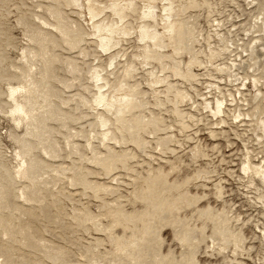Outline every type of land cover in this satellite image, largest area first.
I'll return each mask as SVG.
<instances>
[{
  "label": "rangeland",
  "instance_id": "1",
  "mask_svg": "<svg viewBox=\"0 0 264 264\" xmlns=\"http://www.w3.org/2000/svg\"><path fill=\"white\" fill-rule=\"evenodd\" d=\"M134 1L144 11L148 1ZM174 1L178 7L175 19L191 24L192 38L186 37L180 44L168 40L166 47H156L164 55L161 61L142 57L146 40L138 37L142 17L138 15V20L136 14L119 24H127L129 33L109 51H102L93 42L96 36L90 33V27H84L85 57L78 54L77 48L69 52L63 43L58 46L61 49H54L62 60L77 56L83 62L80 82L72 79L66 63H58L55 68L59 78L73 84L65 89L60 83L56 85L64 91L59 95L67 100L62 108L77 120L65 126L56 121L49 123L62 149L59 157L49 158L31 138L35 154L46 164L39 171L42 182L37 184V198L25 200L19 193L29 181L17 178L19 182L10 186L5 172L16 170L17 140L25 132L6 113L5 90L9 81L14 86L20 82L17 74L24 70L20 63L22 51L32 45L27 32L37 22L34 13L45 15L43 5L48 1L0 0V57L4 56L3 62L0 58V182L12 191L9 210L0 209V248L12 253L13 264H264V180L252 171L245 175L241 170L247 156L252 165L264 162V0H193L192 6L190 0ZM166 2L153 0L150 4H156L158 12ZM63 8L69 19L86 26L82 18L84 12L88 18L86 9ZM44 17L53 22L49 16ZM146 20L155 25L154 20ZM160 23L158 20L155 27L164 31ZM193 53L200 59L199 64L190 59L188 54ZM233 59L238 64L234 69ZM37 65L35 62L32 70ZM95 65L107 72L110 82L103 90L109 96L116 89L124 90L117 88L119 82L139 90L137 96L144 105L127 113V119L160 118L159 129H153L151 123L140 129L143 146L135 143L134 134L124 133L125 140L120 138L114 109H93L95 88L90 73ZM173 65L181 68L180 76L173 74ZM126 70L131 73L126 74ZM189 71L193 77L185 74ZM216 84L220 95L214 93ZM85 85L93 90L85 89ZM79 93L89 103L81 105ZM218 95L225 99L226 107L212 117L205 103L210 100L214 106ZM231 97L235 101L231 102ZM98 111L109 118L107 127L117 142L100 139L95 127L89 125L98 120ZM237 112L241 115L235 117ZM105 128L97 126L100 132ZM68 139L79 145L81 156L71 151ZM106 143L128 154L126 161L116 162L110 171L90 158L92 147L99 156L105 155ZM80 171L98 185V191L73 184ZM159 173L161 178L147 189V179ZM154 199L160 200L161 208H154ZM3 225L10 226V236L2 232ZM57 252L66 257L64 263L50 258Z\"/></svg>",
  "mask_w": 264,
  "mask_h": 264
},
{
  "label": "bare ground",
  "instance_id": "2",
  "mask_svg": "<svg viewBox=\"0 0 264 264\" xmlns=\"http://www.w3.org/2000/svg\"><path fill=\"white\" fill-rule=\"evenodd\" d=\"M45 1H48V2H46L45 5H43L44 11H45L43 14L52 18L53 22H49V20L46 17H44L45 15H41V14H39V12L34 13L35 16L37 17V18H35V19H37V22H35V23L33 22L34 26H31L33 28H31V29L29 28L30 31L27 32L29 34L28 39L32 42V45L31 46L27 45L25 47V49L22 51L23 55L21 57L23 58V61H20V63L23 64L24 70H21L20 73L17 74L20 76V80H19L20 82L18 83V85L14 86L9 81L7 83V86H6L7 88L5 90L6 94H7L6 95L7 96L6 106L8 109V110H6V113L8 114L9 118L14 122V124L17 127L23 126L24 131H25L24 136L17 140L19 143V150L16 152V156L19 157L20 163L18 162L15 171L11 172L12 170L9 171L5 168L6 169L5 172H6L7 177H9L8 180L10 181V183H9L10 186L11 185L14 186L16 183L19 182L17 180V178H22V179L26 178L29 181V185L28 184L27 185L30 189L26 186L25 187L28 188L29 190L22 187V190H20V193H19L21 195L18 194L19 196L23 197L22 199H25V200L32 199L34 196H36V198H37L36 193H38L39 188H40L37 184L42 182L40 180V177H39V175H40L39 171L46 164L45 160L42 159V157L37 156L38 154L37 155L35 154L34 151H35L36 147H35V144L31 138H35L34 140H36L35 142H37V144L39 145L40 150H42L43 153L47 154V156L49 158L59 157L60 153L62 152L61 151L62 149H60V147L57 143V140L52 135V127L50 126L49 123L56 121L57 123L59 122L61 124V126H65L68 123V121H71V123H72L73 120L74 121L77 120L74 115L66 113L64 111V109L62 108V105H65L67 100L65 98H63L62 95L61 96L59 95V93L62 94V92H64V91L56 85L57 83H60L61 86L64 87V89H65V88H72L73 84L70 83L69 80L67 82V80L65 78L64 79H62V77L59 78V76H57V74H56L57 72L55 73V68H56L58 63H61V62L66 63L67 70L73 75V78L72 77L71 78L74 80L77 79V81H79L81 79V73H82L81 64L83 62L81 63L82 60L77 59L78 58L77 56H70V57L68 56V57H65L64 60H62L61 55L58 54L60 52L57 53V51H54V49L56 47L57 48H58V46L61 47V43H63V44H65V46H67L68 50L77 48L78 54H81L83 57H85L88 54V51L82 45V42H85L84 37L86 35L84 32V27H88V28L90 27L91 28L90 33L96 36V40L95 41L93 40V42H96L95 44L99 45V47L102 51H104V52L109 51L112 48H115L116 45H118L119 42H121L123 36L125 37V35L126 36L128 35L129 27L127 26V24L123 25V26H122V24L121 25H119V24L128 15L130 16L133 14L137 15L134 18H138V15H141V17H142L141 25L139 26L138 37L141 40H146L144 45H143V47H145V52H144L145 55L142 56V57H145V59L150 58V59H155L157 61H161L164 55L162 53H160L156 49V47L158 49L163 48L166 45L168 40H173V41H175L176 44L177 43L180 44V43H183L185 41L184 39L186 37L188 38V37L192 36L191 35L192 29L190 26L191 24L190 23L181 24L179 22V20L175 19L178 15V13H177L178 11L176 9L178 7L176 6L174 0H167L166 3H162L160 8H158V12H156L157 10H155V8L157 9V7L155 6L156 4H150V1H153V0H147L148 2L144 6L146 10L143 8L144 11L139 10V7H137L138 4L134 0H108L106 2H102L101 0H87L85 3H83L81 0H45ZM6 2H7V0H6ZM190 2L192 3L191 4V6H192L193 0H190ZM34 3H36V2H34ZM31 4H33V3H31ZM42 4H44V3H42ZM189 5H190V3H189ZM64 6H77V7H81V8L83 7L84 10L86 9V11H87L86 14L88 15V18L85 17V12L82 15L83 20L86 22V26L82 25L77 19H75V20H73V18L69 19L67 14L64 11V8H63ZM184 9H186L185 6L183 7L182 10H184ZM100 15H102V16L100 17ZM146 19L154 20L153 22L155 23V25L157 24V21L159 20V22H161L160 23L161 27L163 28L164 31H158L156 29L155 25H151L153 23L150 24L149 20H146ZM138 20H139V18H138ZM23 21L21 19V23ZM46 25L51 26V28L49 29V28L45 27ZM192 26H193V24H192ZM29 29H27V30H29ZM132 29H134V28H132ZM26 36H27V34H26ZM149 41L151 42L153 48L152 47L150 48ZM58 49H61V48H58ZM178 49H179V47H178ZM188 49H189V47H188ZM255 49H257V48H255ZM253 51H254V47L252 46L250 49V52L252 53ZM69 52H70V50H69ZM0 53H1V51H0ZM3 55H5V54H3ZM188 55H190V59L193 60L192 62H194L195 65L199 64L200 59L198 60V57L196 54L193 53V54H188ZM5 57H6V55H5ZM0 58H2L1 61L3 62L4 56L1 55ZM111 58H113V57H111ZM190 59H189V61H191ZM187 61H188V59H187ZM234 61H235V59H233L231 61L232 62L231 67L233 69H234V67H238V64L234 63ZM238 61H239V59H238ZM35 62H38V65L35 69L32 70L33 66L35 65ZM160 66H161V64H160ZM173 66H174L173 74H175V75L179 74V69H181V68L178 69L179 65L178 66L173 65ZM2 69L5 70L4 68H2ZM100 69L97 68V66L95 65L92 69V72L90 73V78H91V81L93 82L94 88H95L93 91V103H94V106H92L93 109L97 110V106H100V107L103 106L104 108H106L107 111H110V109L111 110L114 109L113 110L114 112L113 111L112 112L115 115L114 121H116L119 125L118 127H120V130H119L120 134H121L120 138L122 140H125L124 133H127L128 135L134 134V135H136L135 143L137 145L143 146V143L145 141L143 140V138L142 139L140 138L141 136L139 137L140 129L149 123H151V125H153L152 128L154 129V127L158 126L160 118L153 116L152 118H149L145 121L142 118V116H136L133 119V122L130 119H127L125 116L127 113L131 112L132 110H134L136 108H138V109L142 108L144 105L143 101L140 100L137 96V92L139 90L137 91L135 89V87L130 88L131 86L127 85V83L119 82V87H117V88H122L124 90L122 92H120L119 91L120 89H116L115 93H113L112 96H109V94H106L107 91L103 90V87L108 85L110 81H109L108 77L105 76L107 74L106 70L104 68H101V67H100ZM90 71H91V69H90ZM102 71H104L105 74L102 73ZM185 72H186V70H185ZM36 73L38 74V76L37 75L35 76ZM125 73L128 74L131 72L126 70ZM180 74H179V76H180ZM185 74L187 76L193 77V72H191V71H189ZM234 74H236V73H234ZM173 77H175V76H173ZM236 77H238V76H236ZM237 79L238 78H236V80ZM155 81L153 80V82H155ZM157 81H159V80H157ZM85 86H87V87H85V89H87V90L92 87V86L89 87V85H85ZM91 89H89L90 92H91ZM214 89H215L214 93L216 92L220 95L221 92H220L219 86H217V84L214 87ZM208 91L210 93V90H208ZM238 91L239 90H237V92ZM117 94H119V95H117ZM206 94H208V92ZM237 94H239V92ZM81 95L82 94H80V98H79L80 104L84 105L85 103H89V101L87 102V99L85 98V96H81ZM173 95H175V94H173ZM219 95L216 97V99L214 97V100H215L214 106L211 104L210 100L205 103V108H208L207 110L210 112V115L212 117L220 115L224 111V107H226L225 106V99ZM91 96H92V94H91ZM231 98H230L231 99L230 101L232 102L234 100V97H231ZM180 99H182V98H180ZM160 103L162 104V101ZM227 104H230V102ZM68 109H69V107H68ZM96 114L98 116V120L95 121L96 120L95 119L94 121L89 123V125L91 124L95 127L94 128V129H96L95 134L99 135L100 139L102 137V140H103V138H106L107 140L113 139L115 142H117L116 135L113 132L109 131V129L107 127V124L109 122V118L103 112L98 111ZM239 114L240 113L237 112V115H235V117H237ZM98 125L101 127H106V128L100 132L99 130H97ZM157 129H159V128L157 127ZM66 143H67V145L71 144L70 147H71L72 152L79 154V145L78 144H76L74 141H70L69 139L67 140ZM106 146H107V152L103 156H99L96 153V150L94 149V147H92L91 148L92 155L90 158H91V161L93 163L99 164V165L103 166L105 170L110 171V169H112L114 164L116 165V162H121V164H122L124 161H126L125 158H128V156H127L128 154L125 151L117 152L116 150H114L112 148L113 146H111V144H109V143H106ZM37 150H39V149H37ZM43 153H42V155H43ZM79 156H81V155L79 154ZM249 158L250 157L247 156V159L245 160L244 165L242 164L243 166H242L241 170L243 171V173L245 175H247L249 172L252 171V172L256 173L257 175H259L264 180V162H263V165H261V166L260 165L259 166L258 165L257 166L252 165L251 164L252 161L250 162ZM115 167H113V168H115ZM3 173H4V171H3ZM82 173L83 172L80 171L78 176L74 177V179L72 180L73 184H78V185L80 184L85 189H90V191L93 190V192L98 191L99 190L98 185L91 182V180L87 179L88 177H85L86 175H83ZM86 174H87V172H86ZM161 176H162V173H159L158 176L154 177L155 179L154 178H152V179L148 178L147 179V185H146L147 189L151 187L150 185H152V184L155 185V183H157L156 182L157 179L161 178ZM12 189H14V188H12ZM152 190H153V188H152ZM10 192H12V191H10L9 188L5 187L0 182V209L1 208H7L8 209L10 207V204H11V202H10L11 198L9 197L11 195ZM83 192H84V190H83ZM147 192H148V190H147ZM16 195H17V193H16ZM16 195L14 197L17 198ZM39 197H40V194H39ZM156 201H158V202H155V199H154L153 202H155V203H152V205L154 204L153 205L154 208H161V204H160L161 202L159 203L160 200H156ZM15 204H16V202H15ZM19 204H20V202H19ZM22 206H24V205H22ZM35 206L38 207V205H35ZM85 218H87V217H84V219ZM0 220H2V219H0ZM3 220L5 222H7L5 219H3ZM20 224L18 223V225H20ZM91 224H93V223H91ZM11 226H13V224ZM80 226H82V225H80ZM20 228H22V227H20ZM16 229H18V227ZM2 230H3L2 232H4V234L10 236V233H11L10 232V226H9V228L4 226ZM29 230H30V228H29ZM13 231H15V230H13ZM18 233H16V234H18ZM21 234H22V232H21ZM32 234H34V233H32ZM18 235L21 236L20 234H18ZM11 240L15 241L17 239L16 238L14 239L11 237ZM23 244H25V243H23ZM35 244H36V242H35ZM1 245H3V244H1ZM1 245H0V247H1ZM42 248H43V246H42ZM10 249H11V247H10ZM39 249H40V245H39ZM0 252H1L0 256H3V258L0 260V264H13L14 263L13 262L14 258L12 257V253H10L8 250H2V248H0ZM50 258L53 260L61 261L62 263H64L66 260V257L62 254V252L53 253L50 256ZM22 261H24V260H22Z\"/></svg>",
  "mask_w": 264,
  "mask_h": 264
}]
</instances>
